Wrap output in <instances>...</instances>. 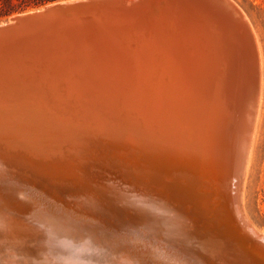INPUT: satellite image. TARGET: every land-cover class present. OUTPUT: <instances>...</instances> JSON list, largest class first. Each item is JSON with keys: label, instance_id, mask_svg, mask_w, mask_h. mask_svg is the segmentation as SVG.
Segmentation results:
<instances>
[{"label": "bare ground", "instance_id": "1", "mask_svg": "<svg viewBox=\"0 0 264 264\" xmlns=\"http://www.w3.org/2000/svg\"><path fill=\"white\" fill-rule=\"evenodd\" d=\"M263 90V45L233 0H71L11 17L0 264H255L198 188L208 145L228 162L248 117L244 212Z\"/></svg>", "mask_w": 264, "mask_h": 264}, {"label": "water", "instance_id": "2", "mask_svg": "<svg viewBox=\"0 0 264 264\" xmlns=\"http://www.w3.org/2000/svg\"><path fill=\"white\" fill-rule=\"evenodd\" d=\"M84 4L85 2H80L77 5ZM235 9L242 17L240 11L236 7ZM54 10L55 8H50L47 13L58 12V10ZM248 115H251V113ZM236 124L235 133L231 139L228 162L223 161L224 156L222 153L215 154L211 145H208L207 152H204V162L199 168L201 187L198 186V191L206 197L211 196L212 202L216 203L218 213L214 219L219 223L221 234L236 240V245L246 252L252 263L264 264L263 230L247 221L242 209V184L244 170L247 165L248 142H250L252 126L248 117L247 119H239ZM207 138L209 144L211 137L208 131ZM205 185L206 188L202 189Z\"/></svg>", "mask_w": 264, "mask_h": 264}, {"label": "rangeland", "instance_id": "3", "mask_svg": "<svg viewBox=\"0 0 264 264\" xmlns=\"http://www.w3.org/2000/svg\"><path fill=\"white\" fill-rule=\"evenodd\" d=\"M64 1L71 0H60L54 3ZM233 1L249 18L251 24L256 29L260 37L264 49V0ZM45 6L30 9L21 13H16L8 17L7 19L0 21V24L8 23L9 19L13 16L20 15L29 11L39 10ZM201 31L202 29L200 28L197 33ZM244 209L246 210H244L245 215H248L247 218L249 217L252 223L257 228L264 230V90L260 120L244 188Z\"/></svg>", "mask_w": 264, "mask_h": 264}, {"label": "trees", "instance_id": "4", "mask_svg": "<svg viewBox=\"0 0 264 264\" xmlns=\"http://www.w3.org/2000/svg\"><path fill=\"white\" fill-rule=\"evenodd\" d=\"M57 1L60 0H0V21L5 20L16 13L40 8Z\"/></svg>", "mask_w": 264, "mask_h": 264}]
</instances>
